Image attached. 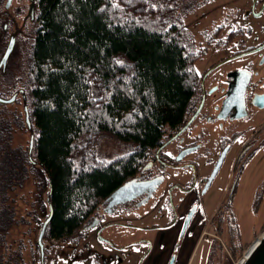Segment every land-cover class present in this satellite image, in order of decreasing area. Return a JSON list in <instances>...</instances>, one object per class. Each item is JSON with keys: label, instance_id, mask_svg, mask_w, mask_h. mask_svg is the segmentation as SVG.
<instances>
[{"label": "trees", "instance_id": "obj_1", "mask_svg": "<svg viewBox=\"0 0 264 264\" xmlns=\"http://www.w3.org/2000/svg\"><path fill=\"white\" fill-rule=\"evenodd\" d=\"M196 6L185 0H34V39L19 88L34 135L31 154L12 146L2 107L8 102L0 100V264H27L23 248L7 256L1 247L16 220L8 191L27 179L28 164L40 163L49 173L53 215L44 239L81 238L102 205L113 208L121 187L152 176L156 160L173 164L163 149L201 90L196 62L205 46L183 18ZM204 41L214 44L211 37ZM102 134L133 148L103 159L94 150ZM237 181L209 225L215 235L227 234L236 258L249 244L234 216ZM221 243L211 239L207 264L225 263L214 259Z\"/></svg>", "mask_w": 264, "mask_h": 264}, {"label": "rangeland", "instance_id": "obj_2", "mask_svg": "<svg viewBox=\"0 0 264 264\" xmlns=\"http://www.w3.org/2000/svg\"><path fill=\"white\" fill-rule=\"evenodd\" d=\"M185 1L197 5L183 18L189 31L200 42L205 43L204 37L212 36L217 27L225 26L224 30H228L229 26L237 23L253 26V34H264L261 31L264 13L261 16L251 13L252 0ZM33 19V0H0V97L9 100L11 95H15L12 99L17 98L2 107L5 108L11 129L12 146L28 151L33 133L25 123L24 107L27 106V100L19 88H23L27 79L28 50L34 39ZM212 49V46H207L205 60H208ZM202 66L203 63H200L199 68ZM256 117L254 120L242 121L235 129L233 127L237 133L236 141L226 139L231 143L210 184L208 179L223 152L221 137H230L232 132L231 129L219 130L216 124L205 126L203 120L197 123L206 130L201 136V129L194 127L191 134L185 132L165 145L163 154L173 164L168 165L159 160L153 163L151 170L160 178L155 189L138 192L112 205L118 206L120 211L111 212L108 205H102L97 218L81 238H45L43 258L38 236L41 223L49 213V173L40 163L28 164L27 179L8 191L7 204L13 208L16 220L3 232L6 243L1 247V252L8 256L10 251L23 248L27 264H142L146 257L155 254V243L152 250L151 245L158 231L176 227L177 240L169 250L168 264H177L182 247L192 245L201 229L199 225L196 228L193 225L197 216H200V221H205L207 212L214 209L222 195H227L231 183L234 188L236 177L238 184L233 199L234 216L243 242L250 240L255 231L260 229L259 234H255V240L264 231L261 229L264 225V110ZM192 141L201 143L195 146L190 144ZM132 148L131 144L114 136L102 134L94 150L99 157L111 159ZM190 148L193 149L185 152ZM142 179L134 177L131 183ZM189 185L194 186L189 200L195 208L191 214L188 213L179 230L178 224L171 225L177 217L174 211L180 196L184 195L183 188L179 186ZM193 228L197 231L190 234ZM223 235L219 237L228 248L227 234ZM210 239L206 237L205 242L196 249L191 264H201L206 240ZM129 243L134 244L127 246ZM223 244V248L215 252L214 259L217 262L218 259H224L223 264H232ZM243 251L239 252L237 258ZM234 255L233 259L237 260Z\"/></svg>", "mask_w": 264, "mask_h": 264}, {"label": "flooded vegetation", "instance_id": "obj_3", "mask_svg": "<svg viewBox=\"0 0 264 264\" xmlns=\"http://www.w3.org/2000/svg\"><path fill=\"white\" fill-rule=\"evenodd\" d=\"M251 13L255 16H261L264 13V0H252ZM224 28L225 26L217 27L214 34L210 36L214 40L213 45L202 42L205 46V54L196 62L201 81L199 101L192 107L191 115L186 122L175 131V135H177L175 139H177L185 132L191 134L194 127H196L201 129L202 133L199 135L201 136L206 130H203L205 127L201 128L197 123H201L203 120L205 126L216 124L219 130L226 129L228 131L231 129L232 134L230 137H226V135L221 137L222 151L231 143H228V140L226 141L227 138L230 141H236L237 133L233 130V127L235 129L242 121L254 120L259 112L264 110V105H262L264 104V34L261 36L257 33L253 34L255 28L242 23H237L235 26L231 25L228 30H224ZM261 31L264 32V24L261 26ZM207 46H212L213 51L208 60H205L208 53ZM200 63H203L202 68H199ZM230 100L231 103L226 106L225 110H222ZM201 103L202 107L198 114L188 123ZM243 103L247 115L232 119L231 116L241 111ZM220 113L225 117H219ZM236 122L238 123L235 125ZM186 125L187 127L181 131ZM211 127L209 128L210 131ZM199 143L201 141H192L190 144L197 146L196 144ZM221 150L220 152H222ZM157 177L153 172L152 176H146L142 180ZM159 183L160 181L155 187ZM179 187L183 188V192L194 188L190 185ZM232 188L231 183L227 192L229 193ZM148 190L151 189H146V191ZM193 208L195 206H192L188 213L192 212Z\"/></svg>", "mask_w": 264, "mask_h": 264}, {"label": "crops", "instance_id": "obj_4", "mask_svg": "<svg viewBox=\"0 0 264 264\" xmlns=\"http://www.w3.org/2000/svg\"><path fill=\"white\" fill-rule=\"evenodd\" d=\"M194 189V188H193ZM193 189H189L188 191L184 192V195L180 196V202L176 206V215L177 217L171 224L172 226H175L178 224L179 230L182 228L183 223L185 221L186 216L188 215L189 210L191 209L194 204H191V201L189 200V195L191 194V191ZM226 196L222 195V198L220 199V202L214 206V209H212L211 212H207L205 221H200V216H197L196 220L193 222L194 227L196 228L197 225L201 227L200 231L198 232V235L196 236L194 242L192 245L183 246L182 249L179 252L178 256V263L177 264H191V261L194 259V253L198 247H200L204 242L206 237H215V234L210 232L209 225L210 221L215 215L217 209L219 206L224 202ZM120 211L119 207L113 206L111 209L112 211ZM174 224V225H173ZM194 231H191L190 234H193L197 230L193 228ZM259 231H255L254 236L246 241L245 243H250L254 240L255 234H259ZM177 230L176 227H168L167 230H159L157 238L152 242L151 250L153 248V244L155 243V254L149 255L146 257L144 263L142 264H168V254L169 250L173 248L172 243L174 244L177 240ZM181 233V231H179ZM211 239L206 240L207 243H205L204 247V255L201 260V264H207V258L209 255V249L211 244ZM135 243V242H134ZM134 243H129V245H133Z\"/></svg>", "mask_w": 264, "mask_h": 264}, {"label": "water", "instance_id": "obj_5", "mask_svg": "<svg viewBox=\"0 0 264 264\" xmlns=\"http://www.w3.org/2000/svg\"><path fill=\"white\" fill-rule=\"evenodd\" d=\"M33 9H34V0H33ZM34 12V10H33ZM6 59V57H5ZM4 63V60L1 62ZM0 100L2 101H7V102H12L14 99L10 98L9 100H4L0 97ZM229 103H231V100L224 105L222 110H225L226 106L229 105ZM264 105V104H262ZM202 107V103L199 107V109L196 111V113L192 116V118L189 120L188 123H190L198 114L199 110ZM25 114H26V121L28 123V126L31 127V121H30V117H29V111L27 106L25 107ZM247 115V110L246 107L243 103V105L241 106V111L239 113L234 114L233 116H231L232 119L234 118H240ZM219 117H225L224 115H222V113L219 114ZM187 127L184 126L182 128L181 131H183L185 128ZM180 131V132H181ZM33 146H34V135L31 136V141H30V147H29V153H32L33 150ZM193 148H190L188 150H185V152L190 151ZM228 147L225 148L215 166V169L213 170V172L211 173L209 179H208V184L211 183V181L213 180L214 176L216 175V173L218 172L223 159L225 157L226 151H227ZM183 154H181L182 156ZM179 156V157H181ZM160 181V178H154V179H148V180H137L133 183L124 185L123 187H121L112 197L110 205H114L117 202H122L124 200H126V198L135 195L138 192H142L148 188L153 189L155 187V185ZM192 213V212H191ZM190 213V214H191ZM53 215V210L52 207L50 208V213L48 215V217L44 220L39 236H38V244H39V248H40V252L42 255V258L44 256V234L47 228V225L50 221V219L52 218ZM243 264H264V234L262 235V237L259 239V241L257 242V244L254 246V248L251 250V252L249 253V255L247 256V258L245 259V261L243 262Z\"/></svg>", "mask_w": 264, "mask_h": 264}, {"label": "bare ground", "instance_id": "obj_6", "mask_svg": "<svg viewBox=\"0 0 264 264\" xmlns=\"http://www.w3.org/2000/svg\"><path fill=\"white\" fill-rule=\"evenodd\" d=\"M263 234H264V231L247 247V250L245 251L244 255L241 258V261H240L241 264L245 261V259L247 258V256L249 255V253L254 248V246L257 244V242L259 241V239L262 237Z\"/></svg>", "mask_w": 264, "mask_h": 264}, {"label": "built area", "instance_id": "obj_7", "mask_svg": "<svg viewBox=\"0 0 264 264\" xmlns=\"http://www.w3.org/2000/svg\"><path fill=\"white\" fill-rule=\"evenodd\" d=\"M156 154H157V152H156V150L154 149V150H152L151 151V155H155L156 156ZM219 239H220V237H218ZM221 241H222V239H220ZM226 247V246H225ZM227 248V247H226ZM247 249V248H246ZM246 249L243 251V254L239 257V258H237V260H234L233 259V256L231 255V253L228 251V253H229V257L231 258V260H232V264H241L240 263V261H241V258H242V256L244 255V253H245V251H246ZM228 250V249H227ZM243 264V263H242Z\"/></svg>", "mask_w": 264, "mask_h": 264}]
</instances>
